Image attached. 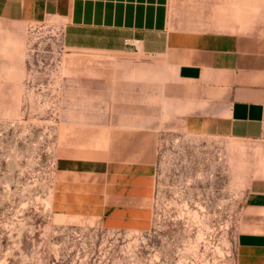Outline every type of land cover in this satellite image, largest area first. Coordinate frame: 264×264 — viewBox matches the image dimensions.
Here are the masks:
<instances>
[{
	"label": "rangeland",
	"instance_id": "rangeland-1",
	"mask_svg": "<svg viewBox=\"0 0 264 264\" xmlns=\"http://www.w3.org/2000/svg\"><path fill=\"white\" fill-rule=\"evenodd\" d=\"M168 20L179 34L238 42L264 69V0H169ZM168 66L129 50H69L56 19L0 20V264H237L264 137L190 129L203 109L174 102L203 98L202 87L175 82ZM136 140L142 155L119 152ZM129 160L147 166L125 173ZM81 173L116 177L115 188L91 195L75 184L61 200ZM128 180L141 182L139 200Z\"/></svg>",
	"mask_w": 264,
	"mask_h": 264
},
{
	"label": "crops",
	"instance_id": "crops-1",
	"mask_svg": "<svg viewBox=\"0 0 264 264\" xmlns=\"http://www.w3.org/2000/svg\"><path fill=\"white\" fill-rule=\"evenodd\" d=\"M168 3L169 0H0V20L34 23L56 19L61 24L62 41L69 50L111 53L129 50L164 56L175 82L202 87L203 98L174 102L180 113H190L192 107L203 109L188 116L186 125L190 129L201 133L202 125L209 123L212 131L208 136L260 141L264 137L261 58L230 39L170 31ZM134 143L133 146L120 141L119 152L139 157L137 154L142 155L144 148L138 140ZM104 151V162L112 164L105 148ZM119 162L125 173L147 166L136 160ZM80 175L76 180L66 179L69 182L61 187V200L75 184L79 193L91 195L98 190L108 195L115 188L116 177L108 181L104 175ZM127 182L126 189L139 200L141 182ZM134 204L140 206L137 201ZM235 245L237 264H264V173L248 185L242 229Z\"/></svg>",
	"mask_w": 264,
	"mask_h": 264
}]
</instances>
